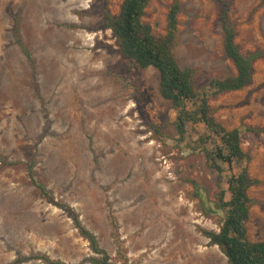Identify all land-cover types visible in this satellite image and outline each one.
I'll list each match as a JSON object with an SVG mask.
<instances>
[{
  "label": "rangeland",
  "instance_id": "obj_1",
  "mask_svg": "<svg viewBox=\"0 0 264 264\" xmlns=\"http://www.w3.org/2000/svg\"><path fill=\"white\" fill-rule=\"evenodd\" d=\"M172 1L151 0L145 9L143 22L157 36ZM228 1L241 54L264 52V0ZM122 2L0 0V264L37 255L82 264L94 256L69 211L116 264H228L202 231H218V195L239 170L225 166L220 175L207 166L196 143L201 126L178 141L177 113L158 92L156 70L123 57L103 27ZM179 3L174 55L194 71L195 88L235 75L220 5ZM252 66L248 86L209 104L217 122L239 130L251 157L245 168L258 184L248 190L246 236L264 242V55Z\"/></svg>",
  "mask_w": 264,
  "mask_h": 264
},
{
  "label": "trees",
  "instance_id": "obj_2",
  "mask_svg": "<svg viewBox=\"0 0 264 264\" xmlns=\"http://www.w3.org/2000/svg\"><path fill=\"white\" fill-rule=\"evenodd\" d=\"M150 1L123 0L117 14H105L103 27L111 32L123 57L137 68L156 70L159 78L158 92L164 100L171 103L177 113L174 127L178 141H186L190 126H201L203 131L196 143L197 149L204 154L207 166L220 175L225 166L229 169L237 167L239 170L227 179L228 200H225V191H220L218 195V208L223 212L218 231H202V235L209 241V245L218 247L228 264H264V242H250L246 236V224L253 205L248 190L258 184L245 168L251 157L241 148L239 130H227L217 122L209 104L212 98L248 86L252 82L253 61L263 56L264 52L241 54L230 18L231 2L211 0L221 7L219 22L223 51L236 73L211 79L196 89L194 71L191 68L182 69L174 55L178 36L179 0L172 1L166 18L165 34L159 36L153 33L150 25L143 22L145 9ZM18 43L33 68L30 54L24 50L19 40ZM27 173L39 193L53 202L46 188L36 181L32 165H27ZM69 218L80 236L88 242L94 255L85 259L82 264H116L99 247L96 237L81 224L73 211H69ZM32 260L45 264H62L41 255L20 257L11 264H23ZM124 264L128 262L125 260Z\"/></svg>",
  "mask_w": 264,
  "mask_h": 264
}]
</instances>
